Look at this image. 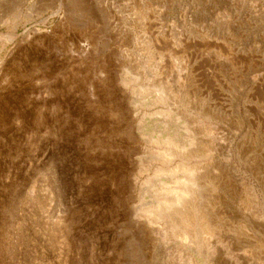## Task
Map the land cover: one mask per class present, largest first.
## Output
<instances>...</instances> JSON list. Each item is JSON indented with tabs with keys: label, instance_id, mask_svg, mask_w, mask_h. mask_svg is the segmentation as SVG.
<instances>
[{
	"label": "rangeland",
	"instance_id": "rangeland-1",
	"mask_svg": "<svg viewBox=\"0 0 264 264\" xmlns=\"http://www.w3.org/2000/svg\"><path fill=\"white\" fill-rule=\"evenodd\" d=\"M262 186L264 0H0V264H237Z\"/></svg>",
	"mask_w": 264,
	"mask_h": 264
},
{
	"label": "bare ground",
	"instance_id": "bare-ground-1",
	"mask_svg": "<svg viewBox=\"0 0 264 264\" xmlns=\"http://www.w3.org/2000/svg\"><path fill=\"white\" fill-rule=\"evenodd\" d=\"M200 184L199 179L191 175V178L182 185L180 190L170 191L171 193H175L174 202L171 205L168 203L165 206L166 212L162 214L158 213L156 217L161 218L166 216V218L171 219L174 222L175 228L177 227V229L181 230V232L179 231L181 233L180 236L182 235L185 241L191 242L193 246L195 245L196 254L202 257L201 248L205 244L203 242L213 236L214 226L207 211L197 204L199 201L198 192L200 191ZM152 215L154 214L152 213ZM240 218L243 222V228L249 234L246 232L247 238L244 239L247 244L244 245L243 253L237 259V261L239 260L237 264H257L256 254L260 249V244L257 242L261 239L264 240V186H262L259 195L254 194L253 198L242 205ZM201 243H203L202 246L199 245ZM204 250L203 252H205Z\"/></svg>",
	"mask_w": 264,
	"mask_h": 264
}]
</instances>
